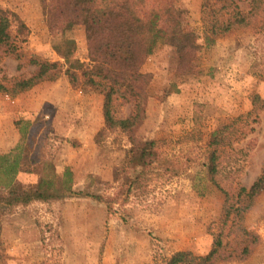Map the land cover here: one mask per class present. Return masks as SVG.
Here are the masks:
<instances>
[{"label": "rangeland", "instance_id": "374dc122", "mask_svg": "<svg viewBox=\"0 0 264 264\" xmlns=\"http://www.w3.org/2000/svg\"><path fill=\"white\" fill-rule=\"evenodd\" d=\"M236 1L241 10L249 9V0ZM178 2L187 10L189 26L204 34L203 0ZM40 3L0 0V7L13 14L14 43L23 53L17 58L0 48L1 80L31 75L37 69L29 63L31 57L64 63L57 45L72 47L74 57L88 63L84 28L76 26L69 36L73 42L67 44L65 37L47 28ZM201 52L203 75L177 74L176 50L166 44L157 45L142 67L153 77L147 115L136 140H156L163 161L146 167L138 181L125 164L131 146L128 135L98 122L102 95L83 91L87 100L78 102L74 114L60 113L53 104L31 116L33 121L21 113L17 128L22 137L21 128L31 122L21 144L32 157L51 159L60 172L70 167L77 191L104 200L78 194L59 201L0 206V264H148L181 250L206 255L220 234L234 250L216 264H264V191L241 219L252 239L241 237L231 222L225 223V194L212 184L205 167L207 152L217 148L216 177L237 201V187H250L263 172L264 108H255L253 102L256 94L264 100V33L235 29ZM43 83L73 85L66 74L55 83ZM93 94L102 100L96 101ZM5 99L0 96V141L4 132L13 142L5 110L21 105L12 108L13 102ZM112 110L117 117H127L132 105L115 101ZM217 130L219 144L208 148ZM37 179L32 173L19 174L27 185ZM247 245L248 253L242 254Z\"/></svg>", "mask_w": 264, "mask_h": 264}, {"label": "trees", "instance_id": "16d2710c", "mask_svg": "<svg viewBox=\"0 0 264 264\" xmlns=\"http://www.w3.org/2000/svg\"><path fill=\"white\" fill-rule=\"evenodd\" d=\"M47 28L53 34H60L72 44L74 29L82 26L87 41L88 63L74 57V49L68 45L56 46L61 61H46L31 57L29 63L37 69L31 75L9 80L0 79V94L15 97L30 90L44 81H55L66 74L73 86L81 90L95 91L103 96V116L105 128L120 129L128 135L131 143L127 150L126 166L137 175L138 181L143 170L156 162H162L158 143L153 139L136 140V131L143 124L147 115L149 86L152 74L144 72L142 67L146 59L159 44L172 46L177 54L176 73L181 76L204 74L200 62L201 49L216 42L217 37L226 35L235 29H250L254 33H264V0H249V9L241 10L236 0H203L202 35L189 26L187 10L178 0H40ZM12 12L0 7V48L7 54L21 58L14 43L12 32ZM13 15V14H12ZM22 22L23 28L26 23ZM69 37V38H68ZM202 40V43L200 42ZM82 78V82L80 81ZM81 82V83H80ZM130 103L132 111L127 117H117L113 112V103ZM255 108L264 100L254 96ZM18 124L20 122H17ZM21 128L24 142L27 126ZM218 130L213 132L207 147L218 143ZM30 149L20 143L8 153H0V206L13 208L28 205L34 201H59L78 194L95 196L75 189L74 172L66 167L60 172L51 159L32 157ZM217 148L207 152L205 167L212 184L225 194L223 218L225 223L242 237L248 231L241 225V219L252 206L253 200L264 191V169L250 187H237L236 199L222 186L216 175L219 173ZM165 162V159H164ZM169 162V160H168ZM35 164V166H33ZM20 173L35 174L38 179L34 184L19 180ZM112 203V201H107ZM235 239H233L234 241ZM237 249V248H236ZM234 247L225 243L221 234L206 255H196L191 251L181 250L170 257L155 259L148 264H216L227 259ZM248 253V245L241 249Z\"/></svg>", "mask_w": 264, "mask_h": 264}, {"label": "crops", "instance_id": "0c3cea01", "mask_svg": "<svg viewBox=\"0 0 264 264\" xmlns=\"http://www.w3.org/2000/svg\"><path fill=\"white\" fill-rule=\"evenodd\" d=\"M61 78V77H60ZM59 79V78H58ZM53 82V81H52ZM55 83V81H54ZM47 85L45 83H40L35 85L30 90H27L25 92L20 93L15 98H10L9 95L6 94H0V96H4L8 99H5V101L11 104L13 102L12 108H15L14 106L17 104H20L21 106L17 107L16 109L12 111L5 110V117L8 118V123L6 126H10L13 129V142L9 140L10 134L8 133H2L3 139L0 141V153H8L11 150H13L21 141V134L19 132V128H17V122L21 120V113L30 115V120L33 121L32 117L33 115H37L39 112H42L45 105L47 104H53L54 108L57 109L60 113L62 110L65 111L64 114H67L69 112L70 114H74V108L79 109L78 102L86 101L88 94L84 93L81 89H76L73 85ZM96 98V101H98L102 97L96 96V94H93V98ZM102 100V99H101ZM91 102H88L86 105V108H88L89 104ZM24 104V105H23ZM103 107V103H102ZM99 108L100 113V103L97 104V110ZM20 116V117H19ZM49 117V114H46V117ZM5 118V122H7ZM11 118V123H10ZM71 118V117H70ZM103 111L101 112V116H99V123L104 122L103 121ZM66 121V120H65ZM72 121V119L70 120ZM2 124V123H1ZM1 127V125H0ZM64 127V130H67V125H62ZM61 127V128H62ZM98 127V126H97ZM17 128V129H16ZM10 130V128L8 127Z\"/></svg>", "mask_w": 264, "mask_h": 264}]
</instances>
